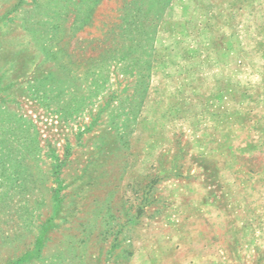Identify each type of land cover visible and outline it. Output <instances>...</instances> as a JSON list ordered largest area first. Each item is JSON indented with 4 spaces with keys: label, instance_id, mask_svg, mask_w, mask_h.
Returning <instances> with one entry per match:
<instances>
[{
    "label": "rangeland",
    "instance_id": "1",
    "mask_svg": "<svg viewBox=\"0 0 264 264\" xmlns=\"http://www.w3.org/2000/svg\"><path fill=\"white\" fill-rule=\"evenodd\" d=\"M0 264H264V0H0Z\"/></svg>",
    "mask_w": 264,
    "mask_h": 264
}]
</instances>
